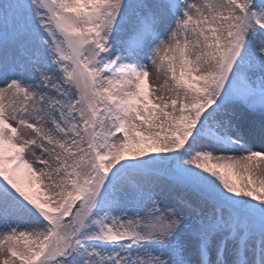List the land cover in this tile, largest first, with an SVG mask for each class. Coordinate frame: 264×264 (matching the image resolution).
<instances>
[{"label": "snow or ice", "instance_id": "obj_1", "mask_svg": "<svg viewBox=\"0 0 264 264\" xmlns=\"http://www.w3.org/2000/svg\"><path fill=\"white\" fill-rule=\"evenodd\" d=\"M0 264H264V0H0Z\"/></svg>", "mask_w": 264, "mask_h": 264}, {"label": "rangeland", "instance_id": "obj_2", "mask_svg": "<svg viewBox=\"0 0 264 264\" xmlns=\"http://www.w3.org/2000/svg\"><path fill=\"white\" fill-rule=\"evenodd\" d=\"M177 72H179V69H177ZM151 79V78H150ZM153 81V80H152ZM163 82V79H162ZM159 81V83H162ZM18 175L23 177L24 180V186L27 190L33 192L34 194H39L41 197H43V192L39 188V186L36 184L35 179L33 177H29L23 169H20L18 172ZM31 182V183H30Z\"/></svg>", "mask_w": 264, "mask_h": 264}, {"label": "bare ground", "instance_id": "obj_3", "mask_svg": "<svg viewBox=\"0 0 264 264\" xmlns=\"http://www.w3.org/2000/svg\"><path fill=\"white\" fill-rule=\"evenodd\" d=\"M150 78H151V80H153L154 83H157L156 78H155V75H152ZM160 82H162V79H161Z\"/></svg>", "mask_w": 264, "mask_h": 264}]
</instances>
